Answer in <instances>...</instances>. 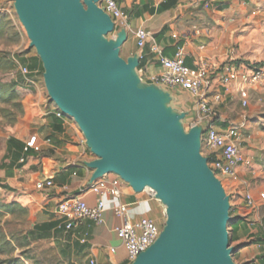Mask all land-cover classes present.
I'll list each match as a JSON object with an SVG mask.
<instances>
[{"label":"crops","instance_id":"0c3cea01","mask_svg":"<svg viewBox=\"0 0 264 264\" xmlns=\"http://www.w3.org/2000/svg\"><path fill=\"white\" fill-rule=\"evenodd\" d=\"M115 1L126 15L125 26L118 30L126 29L128 34L121 48L124 59L138 57L142 81L170 94V107L186 114L185 129L201 125L205 130L211 124L221 131L231 126L239 129L240 151L249 164H241L236 175L226 179L231 246L236 251V264H264V95L261 88L248 85L251 68L264 62V0H219L210 7L195 5L192 0ZM139 30L151 33L143 48L137 46ZM179 48H184L185 66L191 72L197 73L203 64L210 69L214 83L208 95L214 108L211 117L202 113L190 92L155 83L164 73L161 58H173ZM24 58L32 70L18 84L24 115L13 137L7 139L0 162V197L28 208L33 220L32 240L49 244L57 264H129L115 232L123 219L115 216L114 208L127 204L130 220L143 216L154 220L161 203L126 184L120 199H105L103 225L85 219L67 228L58 205L92 184L94 171L87 165L97 157L76 122L60 115L45 95L41 87L43 64L38 55ZM230 62L239 68V76L225 89L219 84V76L221 68ZM217 93L223 96L220 103L214 100ZM32 138H36L38 151L27 148ZM51 178L53 186L48 188L45 182ZM83 198L90 206L96 205L93 193L87 192ZM111 248H117L116 254L109 251Z\"/></svg>","mask_w":264,"mask_h":264},{"label":"water","instance_id":"95a60500","mask_svg":"<svg viewBox=\"0 0 264 264\" xmlns=\"http://www.w3.org/2000/svg\"><path fill=\"white\" fill-rule=\"evenodd\" d=\"M12 1L50 101L97 157L92 184L114 174L165 208L158 240L132 264H236L230 197L202 153L204 129L186 131L170 94L144 85L138 57L121 56L126 29L115 32L101 0Z\"/></svg>","mask_w":264,"mask_h":264},{"label":"built area","instance_id":"2783aa9c","mask_svg":"<svg viewBox=\"0 0 264 264\" xmlns=\"http://www.w3.org/2000/svg\"><path fill=\"white\" fill-rule=\"evenodd\" d=\"M219 0H192L195 5L210 7ZM100 7L111 16L115 23V32H119V28L125 26L126 15L116 3L115 0H101ZM112 35L109 36L111 38ZM151 38V33L146 30H139L136 33L137 46L143 48L147 41ZM185 50L179 48L173 58H161V64L164 73L155 79L158 85H164L170 88H178L193 94L197 99L201 111L206 116H213L214 108L208 102V95L214 89V83L211 79V72L206 64L199 65L197 73L191 72L185 66ZM31 74L27 66L22 67V75L28 78ZM239 76V68L232 62L226 63L221 68L219 76V84L228 89L229 85ZM250 87H259L264 95V62L261 65L251 68V74L248 78ZM214 100L220 103L223 100L221 93L214 95ZM246 102H244V105ZM60 115H63L60 112ZM240 133L235 126L229 127L225 131L217 129L214 125H209L202 135V153L208 159L210 168L219 178L234 177L237 169L241 164H249L240 151L239 146ZM36 138H32L27 144V148L39 150L35 145ZM210 149L211 154H205L204 149ZM46 187L53 186V180L48 179ZM126 183L118 176L107 178L106 176L91 184L80 194L67 198L59 203L58 213L64 217L67 222V228L70 229L74 222H80L85 219L94 221L97 225L105 223V212L107 197L120 199L123 196V186ZM87 192L93 193L97 197L96 205L90 206L83 195ZM251 202V198L248 197ZM130 206L127 204H118L114 208L116 217L123 219V224L119 226L115 232L120 241L121 247L126 251L127 260L132 264L137 257L147 251L159 238L162 227L155 220L146 216L136 220L128 218ZM112 254H116L117 248L109 250Z\"/></svg>","mask_w":264,"mask_h":264},{"label":"rangeland","instance_id":"374dc122","mask_svg":"<svg viewBox=\"0 0 264 264\" xmlns=\"http://www.w3.org/2000/svg\"><path fill=\"white\" fill-rule=\"evenodd\" d=\"M21 24L12 0H0V162L7 139L13 137L18 122L24 115L23 99L18 91L25 56L37 55ZM121 56H126L121 52ZM147 84L144 82V85ZM41 87L49 98L44 78ZM188 128V127H187ZM188 131V129H186ZM224 188L227 177L219 176ZM226 190V189H225ZM230 194V191H226ZM153 196V192H146ZM154 220L164 227L167 217L161 206ZM33 220L26 206L0 197V264H57L58 258L47 243L31 238Z\"/></svg>","mask_w":264,"mask_h":264},{"label":"trees","instance_id":"16d2710c","mask_svg":"<svg viewBox=\"0 0 264 264\" xmlns=\"http://www.w3.org/2000/svg\"><path fill=\"white\" fill-rule=\"evenodd\" d=\"M29 69L32 70V67H29ZM43 71H44V68H43ZM208 161H209V163H211V159L210 158L208 159Z\"/></svg>","mask_w":264,"mask_h":264}]
</instances>
